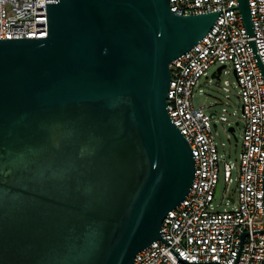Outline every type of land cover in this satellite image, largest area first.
<instances>
[{"label":"water","instance_id":"1","mask_svg":"<svg viewBox=\"0 0 264 264\" xmlns=\"http://www.w3.org/2000/svg\"><path fill=\"white\" fill-rule=\"evenodd\" d=\"M237 2L178 16L169 0H45V37L0 39V264H132L157 240L183 263L220 264L183 261L160 236L194 178L166 100L171 62L233 9L264 82ZM262 179L264 217V165ZM260 233L240 235L234 264Z\"/></svg>","mask_w":264,"mask_h":264},{"label":"built area","instance_id":"2","mask_svg":"<svg viewBox=\"0 0 264 264\" xmlns=\"http://www.w3.org/2000/svg\"><path fill=\"white\" fill-rule=\"evenodd\" d=\"M247 2L256 51L264 65V0ZM237 6V0H169L170 11L178 16L212 13ZM46 34L45 0H0V39H34ZM215 64L223 69L226 64L232 66L244 119L236 195L235 198L228 195V202L235 205L232 211H218L212 206L219 193V155L213 138L215 126L203 109L193 103L198 79ZM169 69L166 110L191 149L194 178L184 200L164 217L160 236L183 261L234 264L240 235L264 230V82L240 12L237 9L220 12L201 41L172 61ZM232 168L224 162L222 177L227 184L231 181ZM263 255L264 234H248L243 238L236 264H260ZM132 264L186 263L179 261L157 240L138 252Z\"/></svg>","mask_w":264,"mask_h":264},{"label":"rangeland","instance_id":"3","mask_svg":"<svg viewBox=\"0 0 264 264\" xmlns=\"http://www.w3.org/2000/svg\"><path fill=\"white\" fill-rule=\"evenodd\" d=\"M219 67V64L213 65L204 76L198 79V85L193 91V103L195 107L203 109L204 113L210 117L212 126H215L213 138L219 155V193L213 200L212 206L218 211H232L235 205L228 202V195L231 194L233 198L236 195L234 193L236 170L242 152L244 119L232 66L226 64L221 75L213 78L212 73ZM230 128L233 132H229ZM224 162L233 167L231 181L228 184L222 177ZM226 188H228L227 192Z\"/></svg>","mask_w":264,"mask_h":264}]
</instances>
